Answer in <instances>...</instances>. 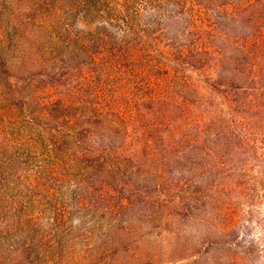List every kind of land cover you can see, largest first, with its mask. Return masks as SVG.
I'll return each mask as SVG.
<instances>
[{
	"label": "trees",
	"instance_id": "16d2710c",
	"mask_svg": "<svg viewBox=\"0 0 264 264\" xmlns=\"http://www.w3.org/2000/svg\"><path fill=\"white\" fill-rule=\"evenodd\" d=\"M234 2L0 0V51L21 45L38 80L26 88L0 53L3 100L46 121L40 173L85 161L125 178L136 161L159 190L169 178L207 194L211 176L224 195L264 192V0Z\"/></svg>",
	"mask_w": 264,
	"mask_h": 264
},
{
	"label": "rangeland",
	"instance_id": "374dc122",
	"mask_svg": "<svg viewBox=\"0 0 264 264\" xmlns=\"http://www.w3.org/2000/svg\"><path fill=\"white\" fill-rule=\"evenodd\" d=\"M0 53L7 66L22 64L26 88L38 81L31 83L30 57L21 45ZM1 87L0 81V264H264L262 190L247 198L224 195L225 180L211 176L207 194L169 178L163 182L171 186L159 190V179L145 172L151 163L136 161L135 176L125 178L85 161L65 175L42 174L50 149L42 136L46 121L40 114L41 125L28 121L7 97L5 103ZM41 89L39 103L46 97Z\"/></svg>",
	"mask_w": 264,
	"mask_h": 264
}]
</instances>
